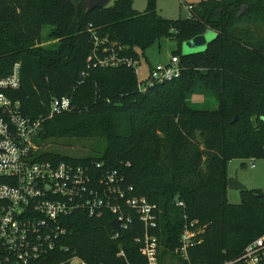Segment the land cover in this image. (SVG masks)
Wrapping results in <instances>:
<instances>
[{
  "label": "trees",
  "instance_id": "trees-1",
  "mask_svg": "<svg viewBox=\"0 0 264 264\" xmlns=\"http://www.w3.org/2000/svg\"><path fill=\"white\" fill-rule=\"evenodd\" d=\"M75 3L80 1L0 0V79L21 64L20 87L5 95L34 118L47 116L54 98L73 102V111L44 122L35 140L40 159L100 162L121 173L134 195L156 206L165 261L186 226L204 229L203 243L190 251L191 264L239 258L264 235V191H241L238 205L227 200L228 165L264 159V0L202 1L188 18L175 20L160 16L154 0L144 12L134 0H114L91 12ZM45 27L50 31L43 38ZM208 30L215 37L205 51L178 56L179 78L139 91L135 65L149 63L151 47L163 38L180 46ZM94 35L107 41L99 49ZM50 41L55 44L43 45ZM111 44L122 47L121 56L133 65L89 62L96 49L103 58ZM198 83L213 91L215 111L188 106L187 94ZM61 141L84 143L87 153L46 151ZM113 218L78 212L62 219V244L89 263L126 264L118 257L122 249L139 264L135 239L143 224L137 218L115 238Z\"/></svg>",
  "mask_w": 264,
  "mask_h": 264
},
{
  "label": "built area",
  "instance_id": "built-area-1",
  "mask_svg": "<svg viewBox=\"0 0 264 264\" xmlns=\"http://www.w3.org/2000/svg\"><path fill=\"white\" fill-rule=\"evenodd\" d=\"M94 39L97 49L107 42L96 35ZM121 48L111 44L102 50L103 58H98L96 49L89 62L95 61L94 66L102 68L133 65L132 60L121 56ZM180 75V58L173 56L167 63L150 67L147 81L139 82L138 89L146 92ZM20 85L21 64L16 63L10 75L0 79V264H95L62 244L67 233L62 219L78 212L91 218L112 215L111 221L117 219L121 230L120 235L114 231L115 238L130 230L138 218L144 226L135 239L142 257L139 264H191L190 251L203 243L204 229L186 226L178 236V246L170 252L171 260L165 261L156 234L157 208L145 197L134 195V188L125 184L121 173L105 169L100 162L40 159L35 140L44 122L73 111V102L70 97L54 98L48 115L34 118L25 115L21 103L4 93ZM177 206L183 208L184 204L178 202ZM118 257L132 264L124 250ZM224 264H264V235L247 245L239 258Z\"/></svg>",
  "mask_w": 264,
  "mask_h": 264
},
{
  "label": "rangeland",
  "instance_id": "rangeland-1",
  "mask_svg": "<svg viewBox=\"0 0 264 264\" xmlns=\"http://www.w3.org/2000/svg\"><path fill=\"white\" fill-rule=\"evenodd\" d=\"M150 1L151 0H134V8L139 12H144L148 9ZM202 1L207 0H154V3L160 16L175 20L179 18H188L191 13L189 6H197ZM49 31V27L43 29V38L47 37ZM213 37H215V33L208 30L200 36L182 42L180 46H178L173 39L163 38L146 52L149 63L143 59L136 67L138 81H147L151 65L155 66L159 63L164 64L169 62L171 58L176 55H188L205 51L208 42ZM54 44L55 42L50 41L45 42L43 45L48 46ZM187 104L190 108L196 110L215 111L218 108V101L213 91L202 83L196 84L192 90L188 92ZM52 149L66 152L71 156H82L84 153H87L84 143H73V141H61L48 144L46 151ZM228 176L230 180H236L243 185L245 190L264 191V159L256 161L233 160L228 165ZM227 200L230 204H240L242 200L241 191L228 190ZM172 264H175V262Z\"/></svg>",
  "mask_w": 264,
  "mask_h": 264
},
{
  "label": "water",
  "instance_id": "water-1",
  "mask_svg": "<svg viewBox=\"0 0 264 264\" xmlns=\"http://www.w3.org/2000/svg\"><path fill=\"white\" fill-rule=\"evenodd\" d=\"M113 1L114 0H82L80 1V3H75V6L78 10L81 7L83 11L91 12L95 9H104L108 7ZM213 39L214 37L211 40ZM211 40L209 42H211ZM235 121H237V118L235 119ZM228 190L243 191L245 190V187L236 180H229ZM110 226L113 229V231H115L118 235L121 234L119 222L117 219H114L113 221H111Z\"/></svg>",
  "mask_w": 264,
  "mask_h": 264
},
{
  "label": "crops",
  "instance_id": "crops-1",
  "mask_svg": "<svg viewBox=\"0 0 264 264\" xmlns=\"http://www.w3.org/2000/svg\"><path fill=\"white\" fill-rule=\"evenodd\" d=\"M147 57V56H146ZM148 58V57H147ZM167 63V62H166ZM151 67H152V65H151Z\"/></svg>",
  "mask_w": 264,
  "mask_h": 264
}]
</instances>
